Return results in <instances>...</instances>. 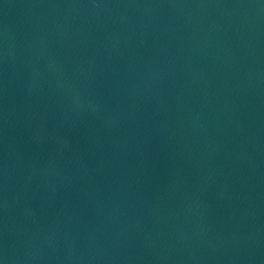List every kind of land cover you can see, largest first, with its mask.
Masks as SVG:
<instances>
[{
  "label": "water",
  "instance_id": "water-1",
  "mask_svg": "<svg viewBox=\"0 0 264 264\" xmlns=\"http://www.w3.org/2000/svg\"><path fill=\"white\" fill-rule=\"evenodd\" d=\"M0 264H264V0H0Z\"/></svg>",
  "mask_w": 264,
  "mask_h": 264
}]
</instances>
